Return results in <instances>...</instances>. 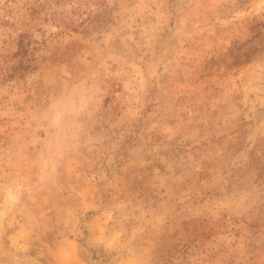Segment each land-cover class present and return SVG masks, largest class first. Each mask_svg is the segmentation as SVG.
Listing matches in <instances>:
<instances>
[{
	"label": "rangeland",
	"instance_id": "1",
	"mask_svg": "<svg viewBox=\"0 0 264 264\" xmlns=\"http://www.w3.org/2000/svg\"><path fill=\"white\" fill-rule=\"evenodd\" d=\"M0 264H264V0H0Z\"/></svg>",
	"mask_w": 264,
	"mask_h": 264
},
{
	"label": "trees",
	"instance_id": "2",
	"mask_svg": "<svg viewBox=\"0 0 264 264\" xmlns=\"http://www.w3.org/2000/svg\"><path fill=\"white\" fill-rule=\"evenodd\" d=\"M20 32L16 40V52L15 55L19 57H34L33 54L29 51L28 45L30 44V35L27 32V29L30 28L29 24L21 22L19 25ZM33 59H28L29 62H32ZM23 65L21 61L20 66Z\"/></svg>",
	"mask_w": 264,
	"mask_h": 264
}]
</instances>
